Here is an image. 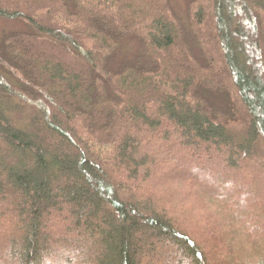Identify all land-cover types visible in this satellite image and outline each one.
<instances>
[{
    "label": "trees",
    "instance_id": "obj_1",
    "mask_svg": "<svg viewBox=\"0 0 264 264\" xmlns=\"http://www.w3.org/2000/svg\"><path fill=\"white\" fill-rule=\"evenodd\" d=\"M172 1L0 0V264H264V0Z\"/></svg>",
    "mask_w": 264,
    "mask_h": 264
},
{
    "label": "rangeland",
    "instance_id": "obj_2",
    "mask_svg": "<svg viewBox=\"0 0 264 264\" xmlns=\"http://www.w3.org/2000/svg\"><path fill=\"white\" fill-rule=\"evenodd\" d=\"M189 0H173L172 1V5L173 8L175 9V11L179 14L180 17L183 18V16L187 13V4H188ZM184 19V18H183ZM186 19V18H185ZM184 21V20H183ZM18 21H5V20H1L0 19V41L3 38V36L7 33L13 32V31H17V30H21L20 28L22 27V25L20 23H17ZM196 179L201 180V181H207L208 178H205V176H203L202 174H195ZM229 178L228 176L224 177V179ZM251 193L248 189L246 191H244L243 195L249 194ZM184 194H187V192H184ZM260 196H264V189L260 190ZM233 198H230V202H235L234 197L235 194L232 195ZM259 197H256L258 199H260ZM234 207L236 205H233ZM218 209L216 207H212V209H210V215L213 214V212H216L215 216H218L220 214L219 211H217ZM263 210H264V206H263ZM264 220H261L257 223H253L254 226H258L259 224H263ZM247 224L250 225V223L247 222ZM257 224V225H255ZM229 241H227L226 245H229Z\"/></svg>",
    "mask_w": 264,
    "mask_h": 264
}]
</instances>
